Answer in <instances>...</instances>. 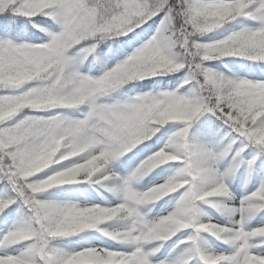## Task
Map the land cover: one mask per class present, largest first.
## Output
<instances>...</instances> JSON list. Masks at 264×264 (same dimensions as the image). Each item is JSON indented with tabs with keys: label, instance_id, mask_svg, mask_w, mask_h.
Returning a JSON list of instances; mask_svg holds the SVG:
<instances>
[{
	"label": "snow or ice",
	"instance_id": "snow-or-ice-1",
	"mask_svg": "<svg viewBox=\"0 0 264 264\" xmlns=\"http://www.w3.org/2000/svg\"><path fill=\"white\" fill-rule=\"evenodd\" d=\"M0 264H264V0H0Z\"/></svg>",
	"mask_w": 264,
	"mask_h": 264
}]
</instances>
